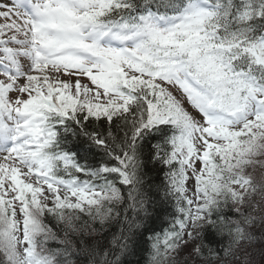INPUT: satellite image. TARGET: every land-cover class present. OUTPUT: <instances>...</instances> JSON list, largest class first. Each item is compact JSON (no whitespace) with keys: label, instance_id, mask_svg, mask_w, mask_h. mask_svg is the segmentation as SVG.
I'll use <instances>...</instances> for the list:
<instances>
[{"label":"snow or ice","instance_id":"6c2138e0","mask_svg":"<svg viewBox=\"0 0 264 264\" xmlns=\"http://www.w3.org/2000/svg\"><path fill=\"white\" fill-rule=\"evenodd\" d=\"M257 169L264 0H0V264H264Z\"/></svg>","mask_w":264,"mask_h":264},{"label":"trees","instance_id":"16d2710c","mask_svg":"<svg viewBox=\"0 0 264 264\" xmlns=\"http://www.w3.org/2000/svg\"><path fill=\"white\" fill-rule=\"evenodd\" d=\"M170 221H171V216H167V215L163 216L160 220H157L155 225H154V227L156 228V231L158 233H162L169 226L168 222H170ZM257 259H259V258H257Z\"/></svg>","mask_w":264,"mask_h":264},{"label":"rangeland","instance_id":"374dc122","mask_svg":"<svg viewBox=\"0 0 264 264\" xmlns=\"http://www.w3.org/2000/svg\"><path fill=\"white\" fill-rule=\"evenodd\" d=\"M256 174H257V176H259L261 174H264V169H258V170H256Z\"/></svg>","mask_w":264,"mask_h":264}]
</instances>
